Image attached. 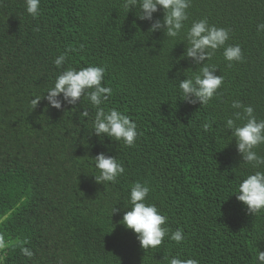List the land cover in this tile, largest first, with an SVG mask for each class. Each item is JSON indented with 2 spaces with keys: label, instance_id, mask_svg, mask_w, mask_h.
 <instances>
[{
  "label": "trees",
  "instance_id": "16d2710c",
  "mask_svg": "<svg viewBox=\"0 0 264 264\" xmlns=\"http://www.w3.org/2000/svg\"><path fill=\"white\" fill-rule=\"evenodd\" d=\"M125 3L39 0L34 19L26 0H0V264H260L264 210L252 216L236 197L243 180L264 166L243 163L226 121L242 112L234 102L264 121V0H190L175 39L149 31L163 21L162 8L141 21L139 7L127 12ZM201 20L229 30L225 46L204 62L224 83L202 106L183 101L179 88L202 66L181 59L187 32ZM229 46L244 57L231 68L223 56ZM65 54L58 69L55 60ZM87 67L105 69L101 86L112 95L101 107L137 125L134 147L94 134L97 110L87 93L75 106L61 95V110L43 99L64 71ZM35 98L41 101L33 110ZM255 151L264 158V145ZM100 154L124 168L116 183H96ZM137 182L150 189L144 202L167 217L169 229L147 252L121 223ZM177 230L180 244L170 239Z\"/></svg>",
  "mask_w": 264,
  "mask_h": 264
},
{
  "label": "clouds",
  "instance_id": "9594fccd",
  "mask_svg": "<svg viewBox=\"0 0 264 264\" xmlns=\"http://www.w3.org/2000/svg\"><path fill=\"white\" fill-rule=\"evenodd\" d=\"M27 13L34 19L39 16V0H26ZM139 7L138 19L141 21H152L153 13L158 11V7L163 9L164 18L152 23L149 31H163L168 38H177L188 20L187 9L191 7L190 0H126L124 9L129 12L132 7ZM264 30V24L258 26V31ZM38 31V29H37ZM187 46L185 55L181 59H191L199 67V74L192 78H187L179 83V88L183 94V101L189 104L199 103L208 105L215 97L217 90L224 83L222 76H215L217 68L205 65V61L211 60L215 52L224 47L229 40V30L209 27L207 20H201L192 24L186 34ZM74 51L67 49L66 52ZM224 59L231 68L233 63H243L244 57L239 46L227 47L223 53ZM67 56L61 55L55 60V66L59 69L66 61ZM105 69L102 67H87L79 71L69 69L60 75L54 85L43 99L57 110H61L62 103L58 99L61 95L63 101L75 106L78 101L87 93V99L97 110L94 121V134L97 137L107 136L115 141H123L124 146L134 147L137 140V125L130 119L116 110L106 113L101 105L112 95V89L102 87ZM40 98L31 101V108L36 109L40 103ZM234 109H242L236 112L234 119L226 121L227 130L231 131V136L235 139L237 151L241 155L243 163L254 168L264 166V158L256 154L255 149L264 145V121L257 122L252 107H245L239 102L232 104ZM88 112L84 111L81 117H87ZM246 121L242 126H237L235 121ZM211 125L204 124L202 128L208 132ZM95 167L100 175L95 177L97 184L106 182L116 183L120 175L124 173V168L116 162L115 158L106 157L100 154L95 158ZM150 189L137 182L131 188L130 203L131 211H128L121 223L129 230H132L138 237L141 248L147 252L149 249L159 248L165 237L169 234V229L164 227L167 217L158 214V209L154 206H147L145 200ZM237 200L247 207L248 214L255 216L264 210V173L257 171L248 176L239 185ZM119 210L113 209L112 215ZM170 239L180 244L184 235L177 230L171 234ZM24 244L29 243L24 241ZM4 247V238L0 236V248ZM21 254L31 259L33 253L27 248H21ZM167 259V258H165ZM257 260L264 264V252L257 254ZM170 264H197V261L188 259L181 261L172 258Z\"/></svg>",
  "mask_w": 264,
  "mask_h": 264
}]
</instances>
